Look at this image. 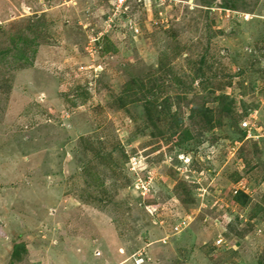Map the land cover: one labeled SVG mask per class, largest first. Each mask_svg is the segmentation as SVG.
<instances>
[{"label": "rangeland", "instance_id": "1", "mask_svg": "<svg viewBox=\"0 0 264 264\" xmlns=\"http://www.w3.org/2000/svg\"><path fill=\"white\" fill-rule=\"evenodd\" d=\"M0 264H264V0H0Z\"/></svg>", "mask_w": 264, "mask_h": 264}, {"label": "trees", "instance_id": "2", "mask_svg": "<svg viewBox=\"0 0 264 264\" xmlns=\"http://www.w3.org/2000/svg\"><path fill=\"white\" fill-rule=\"evenodd\" d=\"M222 7L226 8V9H232L233 7H235V5L232 2H226L225 1V2L222 3ZM225 109L226 110H230L229 107H225ZM245 133H246V131L243 129V132H242L243 136H245ZM238 196H239L238 198H241V197H246L247 195L244 194L243 192H240V194ZM19 248H20L19 246H16V250H15V253H14L15 256H18L20 254L19 253Z\"/></svg>", "mask_w": 264, "mask_h": 264}, {"label": "built area", "instance_id": "3", "mask_svg": "<svg viewBox=\"0 0 264 264\" xmlns=\"http://www.w3.org/2000/svg\"><path fill=\"white\" fill-rule=\"evenodd\" d=\"M117 2L119 3V4H123V2H125V0H117ZM244 20H249V15L248 14H243V13H241V15H240ZM242 126H243V129L246 131V135H250L249 133L251 132V129H252V127H250V126H256V125H254V124H249L248 122H246V121H244V122H242ZM257 128V127H256Z\"/></svg>", "mask_w": 264, "mask_h": 264}]
</instances>
